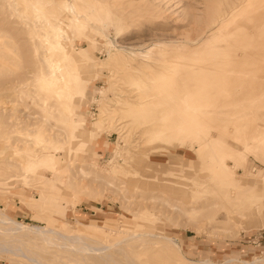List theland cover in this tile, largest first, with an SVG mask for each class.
Masks as SVG:
<instances>
[{
    "label": "rangeland",
    "instance_id": "obj_1",
    "mask_svg": "<svg viewBox=\"0 0 264 264\" xmlns=\"http://www.w3.org/2000/svg\"><path fill=\"white\" fill-rule=\"evenodd\" d=\"M9 1L12 5L8 6ZM87 1L92 20L84 25L83 33L67 31L72 44L62 42L66 53L89 48L94 59V65L90 63L81 72L88 84L84 95L75 98L72 112L80 124L75 140L68 143L63 142L67 129L55 113L44 111L47 109L36 103V94L42 91L39 82L28 78L37 70V60L45 58V45L40 37L30 40L26 34L21 22L23 5L0 0V108L5 109L0 112V166L4 167L7 157L32 160L46 143H53L54 138L61 141L53 157L56 167L66 170L59 172L61 186L49 184V190L59 196L49 200L54 207L45 211L65 232L96 229L100 236L116 239L135 228L136 232L156 235L140 236V241L130 245L122 243L125 252L110 250L119 264H128L125 253L136 264H164L165 255L174 264H264V180L260 178L264 159L253 154L259 145L264 146V107L241 110L229 121L227 131L217 134L225 150H237L244 138L248 140L249 153H244L238 164L233 158H225L233 170L234 188H219L209 180L212 162L208 150L198 153L193 144L150 139L149 124L134 122L125 112L150 98H141L140 89L129 80H144L151 71L165 67L155 57L148 59L137 52L163 47L168 52L182 49L194 54L213 37L214 50L231 52L233 41L227 42L223 36L251 26L243 16L226 22L244 0ZM94 2L103 5L97 13ZM79 4L85 5V1ZM98 14L103 16V24ZM36 29L39 34L45 30L43 26ZM35 46L38 55L33 53ZM250 76L264 81V72ZM261 104L264 106V97ZM44 114L49 123L41 127L39 116ZM89 163L102 181L84 179L77 173ZM37 171L43 178L53 179L56 174L50 166L39 165ZM4 176L0 173V211L16 221L45 226L46 220L27 209L22 199H37L40 181H28L19 174ZM165 200L185 211L168 212ZM86 224L89 227L85 228ZM22 234L0 232V239L19 235L21 247L36 253L46 264L61 261L59 251L49 248L39 236ZM163 235L177 244L182 260H177L173 245L166 247L158 237ZM0 264L30 261L23 255L0 253Z\"/></svg>",
    "mask_w": 264,
    "mask_h": 264
},
{
    "label": "bare ground",
    "instance_id": "obj_2",
    "mask_svg": "<svg viewBox=\"0 0 264 264\" xmlns=\"http://www.w3.org/2000/svg\"><path fill=\"white\" fill-rule=\"evenodd\" d=\"M11 1L14 4H17L15 1L20 2L23 5L24 19L21 22L30 40L40 37L45 45L43 49L45 58L42 56L37 60V70L28 76L33 81H38L42 90L36 94V103L40 108L47 109L44 111L55 113L67 129L63 142H73L76 138L75 130L79 128L80 123L74 117L72 108L76 104L75 98L84 95L88 84V79L83 78L81 72L90 63L94 65V59L89 48L72 54L66 53L62 42L65 40L72 44L67 39V31L83 33L84 25L90 23L92 19L87 12L89 2L84 0L85 5H81L79 4L81 0ZM9 4L12 5L10 1L8 6ZM93 5L96 13L103 6L98 2H94ZM8 16L11 17V14L9 13ZM240 16L250 21L251 26L237 27L236 34L223 36L227 42L230 39L231 42L233 41L231 52L221 53L214 50L212 47L214 37L206 39L194 54L184 52L182 49L168 52L163 47H153L145 52H137V55L148 59L155 57L164 63L165 67L163 71H151L148 76H145L146 81L138 78L129 80L131 85L140 89L141 98L145 96L150 98L141 101L137 107L125 110L134 122L149 124L150 139L193 144L198 153L208 150L212 162V174L208 178L219 188L235 187L233 170L225 163L226 156L233 158L236 165L244 158V153H249L250 148L247 138H244L237 150H225L217 134L226 132L229 121L241 110L264 107L261 104L264 97V81H255L250 76L254 72H264V0H244L226 22L229 24L235 22ZM106 17L108 19L109 16L106 14ZM98 18L103 24L101 22L103 16L98 14ZM38 26L45 28L44 33H37ZM85 35L92 43V38L88 34ZM33 53L38 55L36 46ZM237 104H248V106L241 107L236 106ZM226 106H229L228 109ZM222 108H226L227 111L222 112ZM2 109L0 108L1 113L5 111ZM252 113L256 114L254 111ZM39 118L41 127L49 123L45 114L40 115ZM53 127L50 128L53 129ZM60 142L54 138L53 143H46L43 149L39 150V155H33L32 160L27 158L21 161L11 160L7 157L4 167L0 166V173L6 174L4 177L19 174L28 181L32 178L40 181L42 186L39 188V197L34 201L29 198L22 199L27 209L34 210L37 216L46 220L45 226L38 227L16 221L0 211V232L14 235L28 232L36 234L49 248L54 247L57 252L59 251L57 254L61 261L54 264H119L109 253L110 250L125 252L121 247L122 243L130 245L133 241H140L138 239L140 236L156 235L150 231L136 232L135 228L132 231L122 232L116 239L102 237L96 229H85L72 234L65 232L64 228L55 222L52 214L45 211L47 207H54L48 204L49 200L59 196L49 190V184L61 186L63 182L59 172L66 170L65 167L57 168L53 157V154L60 149ZM253 154L264 159V146L259 145ZM39 165L54 169L56 174L53 175V179L43 178L37 171ZM93 166L89 163L87 168L79 167L77 173L84 179L102 181V177L93 170ZM260 178L264 180V175L262 174ZM165 203L168 212L183 213L185 211L167 200ZM84 227L89 226L86 224ZM19 235L8 240L0 239V253L23 255L28 258L30 264H46L36 253L28 252L21 247L22 239ZM158 237L165 241L166 247L171 248L173 245L178 252L177 260H182L177 244L170 237L164 235ZM167 253L168 251L165 252ZM125 256L128 264H136L135 260L126 253ZM167 258L165 255L164 264H174Z\"/></svg>",
    "mask_w": 264,
    "mask_h": 264
},
{
    "label": "built area",
    "instance_id": "obj_3",
    "mask_svg": "<svg viewBox=\"0 0 264 264\" xmlns=\"http://www.w3.org/2000/svg\"><path fill=\"white\" fill-rule=\"evenodd\" d=\"M95 109V108H94ZM93 107H92V110H94ZM253 242V241H252ZM254 243V242H253Z\"/></svg>",
    "mask_w": 264,
    "mask_h": 264
}]
</instances>
